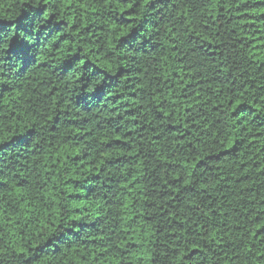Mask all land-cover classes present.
I'll use <instances>...</instances> for the list:
<instances>
[{"label": "trees", "instance_id": "16d2710c", "mask_svg": "<svg viewBox=\"0 0 264 264\" xmlns=\"http://www.w3.org/2000/svg\"><path fill=\"white\" fill-rule=\"evenodd\" d=\"M0 264H264V0H0Z\"/></svg>", "mask_w": 264, "mask_h": 264}, {"label": "snow or ice", "instance_id": "6c2138e0", "mask_svg": "<svg viewBox=\"0 0 264 264\" xmlns=\"http://www.w3.org/2000/svg\"><path fill=\"white\" fill-rule=\"evenodd\" d=\"M7 39H8L7 33L3 30L2 27H0V47L4 46Z\"/></svg>", "mask_w": 264, "mask_h": 264}]
</instances>
